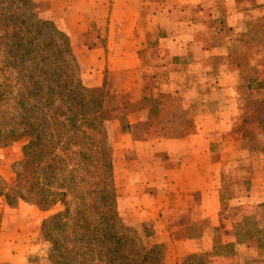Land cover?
<instances>
[{"label": "crops", "instance_id": "obj_1", "mask_svg": "<svg viewBox=\"0 0 264 264\" xmlns=\"http://www.w3.org/2000/svg\"><path fill=\"white\" fill-rule=\"evenodd\" d=\"M46 1L73 41L90 35L78 56L84 84L127 94L105 116L120 216L165 247V264L192 253L246 264L257 251L237 234L244 208L264 203V131L257 109L241 107L248 81L234 48L264 0ZM38 212L1 202L0 264H33L26 221L34 214L37 227Z\"/></svg>", "mask_w": 264, "mask_h": 264}, {"label": "trees", "instance_id": "obj_2", "mask_svg": "<svg viewBox=\"0 0 264 264\" xmlns=\"http://www.w3.org/2000/svg\"><path fill=\"white\" fill-rule=\"evenodd\" d=\"M82 68L70 35L34 0H0V147L25 140L22 158L0 175V198L44 213L45 264H165V247L148 244L118 212L104 125L118 104L86 86ZM254 106L264 131V98ZM243 214L237 241L257 251L246 264H264V203ZM209 262L192 253L179 264Z\"/></svg>", "mask_w": 264, "mask_h": 264}, {"label": "rangeland", "instance_id": "obj_3", "mask_svg": "<svg viewBox=\"0 0 264 264\" xmlns=\"http://www.w3.org/2000/svg\"><path fill=\"white\" fill-rule=\"evenodd\" d=\"M34 2L36 3L37 12L39 14L47 18L51 16L49 12L50 7L48 5V1L34 0ZM259 19L260 20L258 21L252 22V24L246 28L245 31V36L247 37L246 43H243L239 47H237L236 44L234 48L235 50H238L240 54H242L239 57L240 60L239 66L241 67L244 78H246V80L248 81V84L246 86H242L238 90L241 97L240 104L242 109L253 108V107L255 108L254 106L255 101L264 98V94H258V92L264 93V89L260 91H255L257 89L254 90V88H257L258 86L264 83V14ZM224 32L230 34V32L227 29H225ZM87 34L88 35L83 34L81 36H77L73 41V50L75 51L77 56H79L80 59L83 56V50H85L86 46H88L89 43L90 35L89 33ZM155 53H156L155 50L151 52V50L150 49L148 50V48L144 49L142 51V58H143L142 61H144V63L146 62L147 64L148 61L150 62L151 56L155 55ZM235 61H237V57L235 58ZM83 68H84V64H83ZM126 95L127 94L125 92H121L119 93V95L118 94L117 95L112 94L111 96L107 95L105 97L106 98L105 103L108 105V107L112 106L113 103L116 104L123 103V101L126 98ZM108 110L106 112H108ZM106 112L104 114L105 116H106ZM105 124L106 123H104V125ZM122 126H124L123 121H122ZM143 128L144 127H141L142 130ZM24 144H25V140L22 139L14 142L10 146L0 147V175L6 177L9 173H11L14 163L18 162L22 158L21 148ZM0 200L2 203H4L1 198ZM28 212L29 210L26 211V213ZM38 214L39 215L37 218L38 219L37 227L34 228V225H36V223L34 222V218H35L34 214L33 217L31 215L33 221L32 220L26 221V223L29 224L32 230L33 233L32 237L34 242L33 249L30 250L27 259L28 261L33 262V264H45L47 263L45 257L49 246L47 242L44 241V237L41 232V220L44 213L38 212ZM32 224L33 226H31Z\"/></svg>", "mask_w": 264, "mask_h": 264}]
</instances>
